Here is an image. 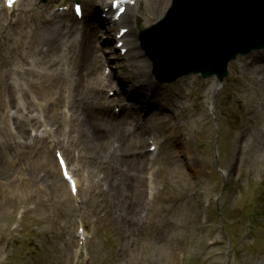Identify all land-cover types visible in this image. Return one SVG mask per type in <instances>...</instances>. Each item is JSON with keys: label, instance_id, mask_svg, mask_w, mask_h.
I'll use <instances>...</instances> for the list:
<instances>
[{"label": "rangeland", "instance_id": "obj_1", "mask_svg": "<svg viewBox=\"0 0 264 264\" xmlns=\"http://www.w3.org/2000/svg\"><path fill=\"white\" fill-rule=\"evenodd\" d=\"M85 1L81 0L82 10ZM146 2L135 32L150 67L132 70L147 74V86L130 77L116 59L107 75L101 57L109 46L97 48L99 70L107 81L102 94L114 98L112 106L118 109L129 104L137 107L129 113L146 130L140 157L120 154L116 144L108 150L92 148L76 128L69 132L72 127L67 123L60 127L61 104L47 105L45 112L34 105L31 111L38 118L41 115L42 122L39 118L38 123L20 124L14 117L18 110L11 94L2 97L5 104L10 100L5 106L11 120L9 133L1 116L4 106H0V264L264 261V50L230 63L221 85L215 78L200 76L160 85L140 32L163 17L171 0L158 6L160 12L148 24L144 11L150 2ZM59 5L68 6L72 14V1L19 0L11 12L0 0V65L5 62L0 74L13 81L16 77L9 66L22 67L18 81L25 90L34 85L29 90L38 96L35 103L67 95L70 86L73 93L74 82L69 78L47 92L48 78L42 77V70L40 76L29 73L43 57L51 55L61 61L64 50L59 41L52 51L42 43L53 23L61 29L62 19L68 18ZM93 19L85 22L96 38L105 40L106 29ZM33 28L38 29L37 35ZM112 30L114 36L118 28ZM64 33L70 35L68 30ZM90 53L97 61L95 51ZM36 59L38 64L31 66L30 61ZM59 69L66 70L67 64L61 62ZM243 87L249 93L242 92ZM243 103L252 105L246 109ZM83 108L82 103L79 111L85 115ZM244 127L248 132L242 138ZM45 129V137L60 144L57 149L66 154L70 171L79 180L74 192L56 172V152L48 138L33 147V137ZM150 138L158 147L154 156L150 155ZM110 183L117 186L116 196L108 194Z\"/></svg>", "mask_w": 264, "mask_h": 264}, {"label": "bare ground", "instance_id": "obj_2", "mask_svg": "<svg viewBox=\"0 0 264 264\" xmlns=\"http://www.w3.org/2000/svg\"><path fill=\"white\" fill-rule=\"evenodd\" d=\"M115 1L118 0H104V2L103 0L101 1L99 9H101L102 13L104 14L105 20H103V23L101 20H98V23L101 27L106 24V26L109 25L110 29L113 27H120V30L125 29L126 33L120 39L117 38L118 36L115 38L114 36L110 35V31H107L105 33L106 35L104 36H107L105 40L102 39L101 41L99 39H95V35L91 32L90 28H88V25L84 27L83 24L82 26H79L75 23L67 21L68 23L63 22V25L61 23V29L56 22L53 23L49 28V32L47 34L48 38L46 39V41L44 39L42 40L43 45L45 47L47 46V50L50 51L56 49L55 45L56 43H58V41L60 42L61 47H65L64 52L61 54V61H57L55 57L51 55L49 58L43 57L39 60V66L37 68L29 69V73L40 76L42 70V77L48 78V80L44 84V89H46L47 92L53 89L59 81L63 82L66 81L67 78H69L71 82H74L72 96L70 95L72 86H70L68 88L67 95L62 94V96L60 95L56 99L52 97H50V99H44L43 103L41 104L35 103L34 98H38V96L33 94V92L29 90V88L33 87L34 85H32L31 83V85H29L30 87L25 90V88L23 87L24 85H22L20 81H18V76L21 74L22 67H20L16 63H12L9 66L11 74H14L16 77L13 81H8V79H6L3 74H0V106H4V108L2 109L4 113H2L1 111V116L3 117L4 127H8L9 133V123L11 119L9 117V111L7 112V106L5 105L10 103V100L7 104L2 102V97L5 98L7 93L11 94V100L16 103L18 111L16 113V116L14 117L16 121L20 119V124H26L30 121H37V123L40 122L41 115H38L40 118V120H38L39 118L36 117V115H33L31 111V108L34 105H36L39 109L41 108L43 112H45L47 110V105H49V108H52L61 104L60 109L63 108V111L60 110V117L62 119L60 120V127L62 126V123H67L69 127H72L68 129L69 132L73 131L74 128H76L77 135L80 134L81 137L84 138V142L88 145H92L94 147L96 146L97 148H105L108 150L114 144H116L118 149L116 151H118L119 153L121 152L122 155L132 154L135 158L141 156L138 152H141L142 150L141 147L146 130L138 128L137 123L132 119L134 116L129 113V109L136 110L137 107L135 105L131 106L129 104L128 106L125 105V107L118 109L116 106H112L116 103L106 94H102L103 90H105L106 88L107 83L102 76V73L100 74L98 70V62L94 59V56L90 54V52L95 49V42L96 44H99L101 42V44H105L107 46L112 45L114 42H122V49L125 50V53L122 54L120 50L119 52H116L115 50H113L112 52L107 49L108 51L106 52L112 53H110L111 55H109L106 62L110 64L112 63L110 61L114 58H116L118 62L129 61V63L125 66L130 72L131 76L126 73L124 74L139 81H143L142 85L147 86V74L143 72L135 73L132 70L134 67H141L148 71L150 67V63L143 59V53L138 47L135 32V29L138 28V26L141 24L143 16L141 9L143 4L140 3V1L142 0H129L122 3L120 6L124 7V12L120 16H116V10H113V4ZM165 1L166 0H149V9L144 11L146 12L144 16L145 22L147 24L151 21L150 18L154 15V13L156 14L157 12H160V7L158 6L163 5ZM85 3V17H82H84L85 20L86 17L88 18L92 16L98 18L94 11V9L98 8L94 7L95 5H97L98 0H86ZM16 4L17 2L14 3L12 7H7L8 10L14 11L17 7ZM147 6L148 5H144V9H146ZM62 13L66 12L63 11ZM129 13H131V16L128 15ZM33 29V34L37 35L38 29ZM51 30H53L52 33L50 32ZM64 30H68L70 35L67 36L64 33ZM32 37L34 36L32 35ZM49 38L53 39L49 40ZM65 39H67V41ZM24 62L25 66H27L28 61L24 60ZM61 62L67 64L66 70L59 69ZM139 63L140 65L137 66L132 65ZM3 64L5 65L4 61ZM29 64H31V66H33V64L37 65L38 61L37 59L34 61H30ZM4 65H0V68H4ZM122 71L124 72V70ZM25 87L27 88V85H25ZM38 90L41 89L38 88ZM23 91H25L24 94H22ZM241 91L244 93H249V91L244 87L241 88ZM82 103L84 104L82 112L85 115H83L79 111V107H81ZM251 105V103H243V106L246 109H248ZM114 114L116 117H119L116 118L115 116H113ZM90 116L93 118V120H90ZM132 123H134V125H132ZM89 127L91 130L87 134ZM81 128H84V130H82ZM20 130H22L23 132L25 131L24 127H20ZM2 131L3 128L0 125V133ZM247 132L248 128L244 127L241 137L243 138L247 134ZM46 133L47 132L45 129L42 135H35L33 137V140H36L33 147H36L39 141H43L48 138V144L50 148L54 149L55 151V149H57L60 144L56 143L53 139H50V136L45 137ZM150 145L156 146L155 143H152ZM64 155L66 154L63 152V156ZM140 164H143L142 159ZM145 165L146 163L144 164V166ZM67 166H69L68 163L66 164V171L70 170V168ZM56 172L61 176L62 180H64L59 165L56 168ZM64 182L66 181L64 180ZM76 182L78 183L79 180L76 179ZM108 194L112 197L116 196L118 194L117 186L112 187V184L110 183V191L108 192ZM250 264H264V261L255 260Z\"/></svg>", "mask_w": 264, "mask_h": 264}, {"label": "water", "instance_id": "obj_3", "mask_svg": "<svg viewBox=\"0 0 264 264\" xmlns=\"http://www.w3.org/2000/svg\"><path fill=\"white\" fill-rule=\"evenodd\" d=\"M156 45L168 65H186L185 74L223 77L238 52L264 46V0H173Z\"/></svg>", "mask_w": 264, "mask_h": 264}, {"label": "snow or ice", "instance_id": "obj_4", "mask_svg": "<svg viewBox=\"0 0 264 264\" xmlns=\"http://www.w3.org/2000/svg\"><path fill=\"white\" fill-rule=\"evenodd\" d=\"M77 11H79V10L77 9Z\"/></svg>", "mask_w": 264, "mask_h": 264}]
</instances>
